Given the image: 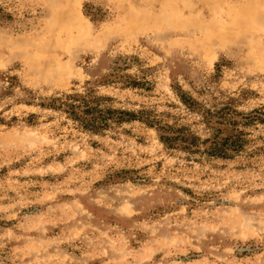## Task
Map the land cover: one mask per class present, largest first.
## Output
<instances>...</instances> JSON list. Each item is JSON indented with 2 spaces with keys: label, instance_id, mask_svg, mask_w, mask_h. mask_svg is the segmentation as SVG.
I'll return each mask as SVG.
<instances>
[{
  "label": "rangeland",
  "instance_id": "1",
  "mask_svg": "<svg viewBox=\"0 0 264 264\" xmlns=\"http://www.w3.org/2000/svg\"><path fill=\"white\" fill-rule=\"evenodd\" d=\"M257 7L0 0V264H264ZM89 89L140 120L92 133L40 106ZM187 97L212 111L235 99L241 148L204 153L213 131ZM164 125L200 152L166 147Z\"/></svg>",
  "mask_w": 264,
  "mask_h": 264
},
{
  "label": "trees",
  "instance_id": "2",
  "mask_svg": "<svg viewBox=\"0 0 264 264\" xmlns=\"http://www.w3.org/2000/svg\"><path fill=\"white\" fill-rule=\"evenodd\" d=\"M103 99L96 97L93 90H86L83 93L62 95L58 98H50L46 104L40 105L48 109L62 111L71 120L77 122L83 129L92 133H100L111 125H119L133 120H140L142 113L111 110L100 107ZM182 104L190 111L198 113L204 123L213 131L210 139L204 140L208 146L202 151L211 156L227 158L228 151H235L241 148V133L235 129L237 122L234 120L236 111L231 105L236 102L235 99H228V103L217 111L204 109L193 99L187 97L181 99ZM260 119V118H259ZM153 123H148L151 126ZM225 128H234V134L221 137L222 130ZM160 141L168 148L182 149L190 152L199 151V138L186 133L184 128L164 125L158 129ZM236 130V131H235Z\"/></svg>",
  "mask_w": 264,
  "mask_h": 264
},
{
  "label": "bare ground",
  "instance_id": "3",
  "mask_svg": "<svg viewBox=\"0 0 264 264\" xmlns=\"http://www.w3.org/2000/svg\"><path fill=\"white\" fill-rule=\"evenodd\" d=\"M256 4V7L258 6V3L255 2V0H242V6L243 7H254V5ZM257 10L256 12H254L253 14V22L252 24L253 25H257L259 20L262 19L264 17V12H262L261 9H259L257 7ZM238 25H230L228 27H226V30L228 32H240L238 30ZM257 30H255L254 32V35L256 37V43H257V49H256V56L259 57V56H263L264 55V30H262V28H260L259 26L256 27ZM238 40V39H237Z\"/></svg>",
  "mask_w": 264,
  "mask_h": 264
}]
</instances>
